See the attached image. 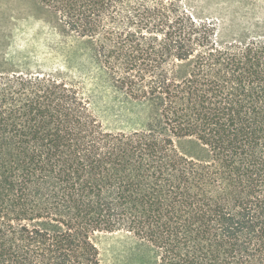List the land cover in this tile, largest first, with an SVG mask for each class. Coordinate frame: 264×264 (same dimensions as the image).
I'll list each match as a JSON object with an SVG mask.
<instances>
[{"label": "trees", "instance_id": "1", "mask_svg": "<svg viewBox=\"0 0 264 264\" xmlns=\"http://www.w3.org/2000/svg\"><path fill=\"white\" fill-rule=\"evenodd\" d=\"M39 2L103 81L0 63V264H103L101 231L129 264H264V31L188 0Z\"/></svg>", "mask_w": 264, "mask_h": 264}, {"label": "rangeland", "instance_id": "2", "mask_svg": "<svg viewBox=\"0 0 264 264\" xmlns=\"http://www.w3.org/2000/svg\"><path fill=\"white\" fill-rule=\"evenodd\" d=\"M188 4L200 16L224 18L225 26L234 33L264 31V0H188ZM0 63L42 70L86 90L103 81L95 43L68 32L39 0H0ZM180 146L192 151L187 140ZM94 239L103 264L131 262L133 239L127 233L101 231Z\"/></svg>", "mask_w": 264, "mask_h": 264}]
</instances>
